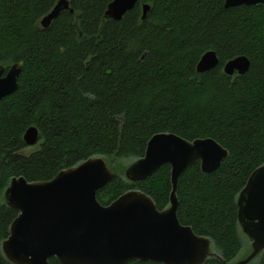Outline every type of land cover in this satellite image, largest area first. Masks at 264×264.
<instances>
[{
  "label": "trees",
  "instance_id": "1",
  "mask_svg": "<svg viewBox=\"0 0 264 264\" xmlns=\"http://www.w3.org/2000/svg\"><path fill=\"white\" fill-rule=\"evenodd\" d=\"M59 1L0 0V66L21 69L18 90L0 101V198L14 178L50 181L95 157L136 161L158 134L211 138L228 157L212 174L199 163L183 173L177 216L211 240L216 256L205 264L233 263L243 250L237 199L264 165V4L141 0L114 21L105 17L113 0H69L73 13L43 28ZM210 51L219 64L200 74ZM240 56L250 60L249 71L226 75V63ZM31 127L39 138L27 152ZM170 178L169 165L141 183L117 174L97 200L109 205L138 190L162 211L170 206ZM17 216L4 199L0 264H10L1 247ZM257 258L264 264V252Z\"/></svg>",
  "mask_w": 264,
  "mask_h": 264
},
{
  "label": "water",
  "instance_id": "2",
  "mask_svg": "<svg viewBox=\"0 0 264 264\" xmlns=\"http://www.w3.org/2000/svg\"><path fill=\"white\" fill-rule=\"evenodd\" d=\"M141 0H113L105 17L121 21ZM264 0H226L225 8L256 6ZM149 10L143 7V19ZM69 0H60L42 19L48 28L63 12ZM219 64L215 52H207L197 65L202 74ZM251 66L245 56L230 60L224 73L230 77L245 75ZM21 69L0 66V101L18 90ZM38 130H27V146L38 143ZM228 152L211 138L185 140L175 134L153 136L142 158L125 172L129 183H141L164 165L171 168L170 206L158 210L151 197L131 190L109 205L97 200V193L117 177L103 157L90 158L61 171L46 182H28L14 178L4 192L6 205L18 213L10 226L2 253L10 264H205L216 256L210 239L198 236L192 227L182 225L177 216V190L180 177L196 163L203 174L217 171ZM238 223L252 242V252L235 264H249L264 252V165L248 179L237 199ZM224 264H230L225 263ZM233 264V263H231Z\"/></svg>",
  "mask_w": 264,
  "mask_h": 264
},
{
  "label": "rangeland",
  "instance_id": "3",
  "mask_svg": "<svg viewBox=\"0 0 264 264\" xmlns=\"http://www.w3.org/2000/svg\"><path fill=\"white\" fill-rule=\"evenodd\" d=\"M37 144L34 146H28L27 152H31L36 150ZM108 162L109 167L111 168L112 171H114L116 174H118L121 178H123L125 181V172L126 170L135 162V160H118V159H108L106 160ZM4 199L3 196L0 198V203H3ZM243 239V250L239 254V256L233 261V264L238 263L244 259H246L252 252V242L251 240L248 239L244 234L242 235ZM215 253V251H213ZM258 258L253 260L249 264H257L258 263Z\"/></svg>",
  "mask_w": 264,
  "mask_h": 264
}]
</instances>
